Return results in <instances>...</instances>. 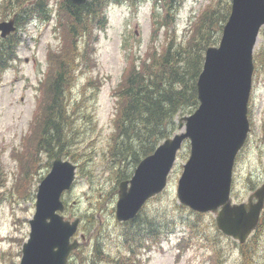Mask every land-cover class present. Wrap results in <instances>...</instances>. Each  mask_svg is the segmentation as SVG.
Listing matches in <instances>:
<instances>
[{
	"label": "rangeland",
	"instance_id": "374dc122",
	"mask_svg": "<svg viewBox=\"0 0 264 264\" xmlns=\"http://www.w3.org/2000/svg\"><path fill=\"white\" fill-rule=\"evenodd\" d=\"M47 1L55 10L58 0ZM210 1L173 0L174 21L169 26L161 22L164 10L154 4L155 0H141L135 5L128 1L112 2L106 6L107 23L98 32L95 53L91 57H87L88 52L85 54L86 62L82 61L85 69L75 76L67 101L78 117L74 125L77 132L69 142V151L74 156L64 157L77 168L72 187L61 198L65 203V219L80 218L72 236L80 243L68 264H91V260H95L94 264H113L110 263L113 258L116 264L127 249L122 235H127L131 246L137 247L134 259L138 264H264V219L260 229L246 240L253 247L245 258L242 243L217 228L216 212H197L179 202L176 188L190 153L188 140L177 154L165 189L144 204L136 220L119 222L115 217L118 182L116 166L108 155L110 136L116 131L115 88L131 62L140 66L142 60L149 61L150 54L155 50L159 55L170 39L174 46L186 43L191 24ZM227 2L231 0H220L223 6ZM3 4L8 5L9 0H0V21L25 6L12 4L5 8L8 14L3 16ZM56 17L52 13V18L42 19L34 12L18 24L16 57L0 71V264H19L22 244L28 238V220L35 209L37 185L50 169L49 158L38 153L37 168L27 180L24 193L18 181L22 170L16 154L24 151L37 111L40 80L48 65L47 50L62 43ZM214 33L220 38L218 27ZM258 51L264 55V26L253 51L254 72L247 113L250 131L233 169L230 194L233 202L246 201L264 183V66H256ZM187 114L180 111L173 117L176 128L170 136L182 131L178 127L180 117ZM147 220L158 222L161 232L152 237L136 232L137 224ZM94 246L100 249V256L94 252Z\"/></svg>",
	"mask_w": 264,
	"mask_h": 264
},
{
	"label": "water",
	"instance_id": "95a60500",
	"mask_svg": "<svg viewBox=\"0 0 264 264\" xmlns=\"http://www.w3.org/2000/svg\"><path fill=\"white\" fill-rule=\"evenodd\" d=\"M87 0H71L81 5ZM264 25V0H231L217 45L205 50L196 80L198 105L182 116V131L163 140L143 157L129 179L118 186L115 217L134 218L150 197L167 184L178 150L189 140L190 153L177 182L179 202L197 212H216L217 228L242 243L255 229L264 205V184L244 202H232L230 191L236 156L250 130L247 116L254 70L253 49ZM14 17L0 21V36L15 30ZM76 164L57 155L40 180L29 233L19 264H66L79 219H65L62 193L75 180ZM255 199V200H253Z\"/></svg>",
	"mask_w": 264,
	"mask_h": 264
},
{
	"label": "trees",
	"instance_id": "16d2710c",
	"mask_svg": "<svg viewBox=\"0 0 264 264\" xmlns=\"http://www.w3.org/2000/svg\"><path fill=\"white\" fill-rule=\"evenodd\" d=\"M123 1L135 5L141 0H87L81 5H75L70 0H58L53 11L47 0H9L8 5H2L3 16H6L8 13L5 8L12 4H25L13 14L16 28L34 12L47 20L52 18V13L53 16L56 14L62 35L61 45L47 50L48 65L40 80L41 96L37 100V111L24 143V151L16 154L22 170L18 181L22 184L24 193L27 180L37 168L38 153L46 154L49 158L47 165L57 155H69L73 158L69 142L77 132L74 125L78 116L67 104L69 94L78 71L85 69L82 64V61L86 62L85 54L88 52L87 57H91L95 53L94 44L98 32L107 23L106 6ZM157 3L164 10L161 22L169 26L174 21L171 12L173 0H155L154 4ZM220 5V0H211L201 10L195 17L194 24L190 23L186 43L174 46L173 39H170L159 55L154 50L149 61L142 60L140 66L131 62L125 70L114 92L118 99L116 131L110 136L112 141L108 147V155L116 166V184L130 177L138 162L170 137L176 128L174 116L180 111L189 114L197 107L196 80L203 66L204 52L207 47L218 43L219 38L214 32L217 27L222 31L230 11V3L222 5V8ZM15 33L16 31L0 39V71L7 68L16 57L19 37ZM80 38L83 42L77 41ZM255 63L256 66H264V55L259 51L255 54ZM28 165L29 168L26 169ZM263 219L264 209L256 230L260 229ZM135 220L136 218L127 223ZM158 225L153 220L140 222L136 232L152 237L161 232ZM160 225L162 226L161 223ZM122 236L127 249L116 264H138L134 259L136 255L131 248V241L127 235ZM242 245L244 248L241 251L246 258L249 256L248 250L253 246L249 241ZM95 251L97 256L101 255L98 247L94 248ZM91 261L94 264L95 260Z\"/></svg>",
	"mask_w": 264,
	"mask_h": 264
},
{
	"label": "flooded vegetation",
	"instance_id": "af4514ba",
	"mask_svg": "<svg viewBox=\"0 0 264 264\" xmlns=\"http://www.w3.org/2000/svg\"><path fill=\"white\" fill-rule=\"evenodd\" d=\"M131 248L133 249L134 252H136L137 247H133V246H132ZM72 254H73V253H72ZM72 254H71V255H72ZM110 263L115 264V260H114V258H113V259H110Z\"/></svg>",
	"mask_w": 264,
	"mask_h": 264
}]
</instances>
